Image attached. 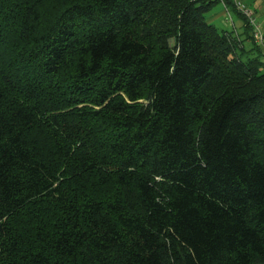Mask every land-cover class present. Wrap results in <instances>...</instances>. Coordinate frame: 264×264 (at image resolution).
<instances>
[{
  "label": "trees",
  "instance_id": "16d2710c",
  "mask_svg": "<svg viewBox=\"0 0 264 264\" xmlns=\"http://www.w3.org/2000/svg\"><path fill=\"white\" fill-rule=\"evenodd\" d=\"M225 2L241 33L218 0H0V264H264V43Z\"/></svg>",
  "mask_w": 264,
  "mask_h": 264
},
{
  "label": "built area",
  "instance_id": "2783aa9c",
  "mask_svg": "<svg viewBox=\"0 0 264 264\" xmlns=\"http://www.w3.org/2000/svg\"><path fill=\"white\" fill-rule=\"evenodd\" d=\"M222 5L224 12L223 25L224 27H234V21L232 19L230 10L228 9L225 0H218ZM236 10L244 17L246 24L251 29V33L253 35L254 41L257 44L264 43V32L260 28V24L256 21L255 12L248 5H246L241 0H232Z\"/></svg>",
  "mask_w": 264,
  "mask_h": 264
},
{
  "label": "rangeland",
  "instance_id": "374dc122",
  "mask_svg": "<svg viewBox=\"0 0 264 264\" xmlns=\"http://www.w3.org/2000/svg\"><path fill=\"white\" fill-rule=\"evenodd\" d=\"M242 2H247L248 4L251 5V9L253 8H256L257 9V15H258V19L263 17L264 16V0H241ZM247 5V4H246ZM212 10L210 11V13L208 14L211 15V16H215L216 14H219L218 15V19L213 23L218 29L219 28H222L223 26H221L220 23L223 22V19H224V15H223V12H222V9L220 7V5H214L212 8ZM252 9V10H253ZM255 12V11H254ZM207 16V17H208ZM232 16V14H231ZM255 18H256V21L257 20V17L255 15ZM232 19H233V16H232ZM220 20V21H219ZM234 21V20H233ZM261 30L264 32V23H262L261 25H259Z\"/></svg>",
  "mask_w": 264,
  "mask_h": 264
},
{
  "label": "crops",
  "instance_id": "0c3cea01",
  "mask_svg": "<svg viewBox=\"0 0 264 264\" xmlns=\"http://www.w3.org/2000/svg\"><path fill=\"white\" fill-rule=\"evenodd\" d=\"M245 4H247L249 7H251V5L248 4L247 2H245ZM219 5H220V4H219ZM220 7H221L222 12H223L222 5H220ZM252 9H253V8H252ZM253 10L255 11V15H256V17H257L258 23H259L260 25H261L262 23H264V16L258 19L257 9L254 8ZM218 15H219V14H216L215 16H211V15H209V16H208V21L211 22V23H214V22L218 19ZM223 15H224V12H223ZM219 21H220V20H219ZM220 24H221V26L224 27L223 23H220ZM234 24H235V26H234V27H235V30H237V31H239V32L241 33V32L243 31V30H242V29H243V25H242V23H241L239 20H236ZM241 30H242V31H241ZM243 38H244V37H243ZM241 39H242V36H241Z\"/></svg>",
  "mask_w": 264,
  "mask_h": 264
}]
</instances>
